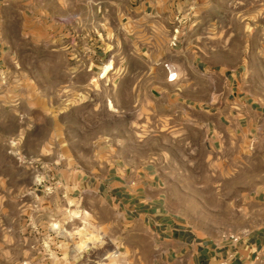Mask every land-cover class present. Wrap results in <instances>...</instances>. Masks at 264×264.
Returning a JSON list of instances; mask_svg holds the SVG:
<instances>
[{"label":"rangeland","instance_id":"rangeland-1","mask_svg":"<svg viewBox=\"0 0 264 264\" xmlns=\"http://www.w3.org/2000/svg\"><path fill=\"white\" fill-rule=\"evenodd\" d=\"M130 4L0 0V264H163L151 233L126 220L116 189L106 190L116 168L156 170L186 235L242 231L233 224L241 192L264 178V125L221 163L204 129L167 115L145 88L132 105L113 98L108 65L77 67L78 50L88 40L101 46ZM190 5L198 40L221 47L217 63L236 70L240 98L264 113V0Z\"/></svg>","mask_w":264,"mask_h":264},{"label":"crops","instance_id":"crops-1","mask_svg":"<svg viewBox=\"0 0 264 264\" xmlns=\"http://www.w3.org/2000/svg\"><path fill=\"white\" fill-rule=\"evenodd\" d=\"M199 1L131 0L122 26L104 31L101 46L88 40L78 50L81 59L76 64L91 67L88 71L108 65L105 76L117 88L114 99L127 97L137 106L145 88L150 101L164 102L167 115L184 120L189 130L192 125L204 129L210 149L220 154L221 163H228L233 160L229 155L237 149L245 151L255 139L253 133L264 125V113L248 98H240L236 70L231 68L230 73L217 63L223 62L221 47L198 40V28L193 27L199 25L195 20L199 14L190 4ZM164 64L176 73L174 79ZM116 172L106 190L116 189L126 220L151 233L150 249L163 264L172 257L188 264H264L263 176L241 192L244 212L233 224L242 231L211 240L185 234L179 215L167 205L156 170L146 165L137 170L116 168Z\"/></svg>","mask_w":264,"mask_h":264},{"label":"built area","instance_id":"built-area-1","mask_svg":"<svg viewBox=\"0 0 264 264\" xmlns=\"http://www.w3.org/2000/svg\"><path fill=\"white\" fill-rule=\"evenodd\" d=\"M165 68L168 70V73H169V78L170 79H174L175 78V72H171L168 64H164ZM235 240H237L238 238L234 237Z\"/></svg>","mask_w":264,"mask_h":264},{"label":"bare ground","instance_id":"bare-ground-1","mask_svg":"<svg viewBox=\"0 0 264 264\" xmlns=\"http://www.w3.org/2000/svg\"><path fill=\"white\" fill-rule=\"evenodd\" d=\"M116 255V254H115Z\"/></svg>","mask_w":264,"mask_h":264}]
</instances>
